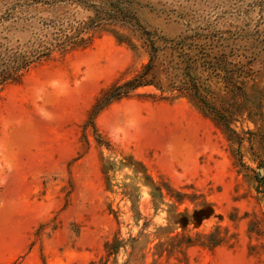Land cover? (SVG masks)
<instances>
[{
	"label": "rangeland",
	"instance_id": "1",
	"mask_svg": "<svg viewBox=\"0 0 264 264\" xmlns=\"http://www.w3.org/2000/svg\"><path fill=\"white\" fill-rule=\"evenodd\" d=\"M52 21L0 82V264H264V0H0V65Z\"/></svg>",
	"mask_w": 264,
	"mask_h": 264
},
{
	"label": "trees",
	"instance_id": "2",
	"mask_svg": "<svg viewBox=\"0 0 264 264\" xmlns=\"http://www.w3.org/2000/svg\"><path fill=\"white\" fill-rule=\"evenodd\" d=\"M63 1V0H59ZM117 12V11H116ZM112 13L103 9H95V16L92 17L88 23V26L85 28H93L98 25L102 20H111L115 21L118 19H125L126 17L118 15V13ZM52 27L56 30L53 32V37L51 39H44L39 48L32 50L27 54L15 55L8 60H4L3 64L0 65V82L4 81L10 77H17L18 72L21 68L27 67L32 63L31 56L37 55L43 57L48 55L51 52V49L58 47H66L73 44H76L79 40L82 39V29L79 27L71 26L70 29H65L64 27H59L55 21H52ZM50 26V25H49ZM151 37L150 33H146ZM150 40V39H148ZM264 42V39H263Z\"/></svg>",
	"mask_w": 264,
	"mask_h": 264
},
{
	"label": "bare ground",
	"instance_id": "3",
	"mask_svg": "<svg viewBox=\"0 0 264 264\" xmlns=\"http://www.w3.org/2000/svg\"><path fill=\"white\" fill-rule=\"evenodd\" d=\"M182 137H179V139ZM186 140H188V138H184L181 139L178 144H177V149L180 152H186V150L188 149V143H186Z\"/></svg>",
	"mask_w": 264,
	"mask_h": 264
}]
</instances>
